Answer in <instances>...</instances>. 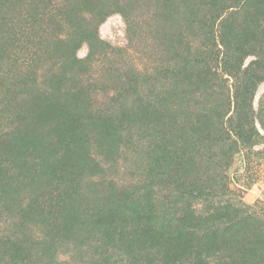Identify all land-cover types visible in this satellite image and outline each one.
<instances>
[{"label":"rangeland","instance_id":"rangeland-1","mask_svg":"<svg viewBox=\"0 0 264 264\" xmlns=\"http://www.w3.org/2000/svg\"><path fill=\"white\" fill-rule=\"evenodd\" d=\"M142 1L129 19L117 12L95 18L104 48L85 59L84 38L74 41L62 17L34 19L23 2L0 0V151L3 135H23L15 116L35 93L64 99L83 91L78 105L87 115L77 134L60 127L84 150L73 167L62 151L50 155L42 140V176L17 169L28 158L0 155V264H264V55L240 49L246 73L231 77L211 61L225 27L207 6L186 2L169 30L157 15L158 0ZM188 23L195 28L188 37L191 62L216 70L206 87L176 85L172 77L181 59L165 46L164 34ZM71 42L76 46L68 53ZM72 55L77 68L66 66ZM258 60L261 70L251 73ZM164 92L184 109L213 105L219 118L207 134L183 118L174 133L161 135L147 124L144 106ZM97 117L103 122L93 125ZM104 122L117 129L111 156ZM53 156L56 174L48 177ZM48 202L55 205L50 213ZM15 237L34 245L24 259Z\"/></svg>","mask_w":264,"mask_h":264},{"label":"trees","instance_id":"trees-1","mask_svg":"<svg viewBox=\"0 0 264 264\" xmlns=\"http://www.w3.org/2000/svg\"><path fill=\"white\" fill-rule=\"evenodd\" d=\"M10 1V0H6ZM15 3L23 2L28 9L26 15H31L32 18H46L47 21L52 20L55 17H62L64 21L71 26V37L75 41L77 38H84L88 54L85 59L95 55L96 52H100L104 48V43L100 39L97 27H95L94 20L100 22L104 20L112 12L121 14L124 19H129L132 16V12L135 9L137 2H143L142 0H13ZM152 1V0H145ZM191 0H158L157 15L162 20L163 26L166 25L168 29L172 28L178 18L179 9L186 2ZM200 5L207 6V13L210 18L213 16L217 17L218 23L225 27L222 35L220 34L217 38L219 43L216 45L215 51H209L211 61L222 72L227 73L231 77H236L238 73L243 72L245 75L246 71L241 70L242 64L239 61L238 51L243 50L245 47L252 49L257 48L259 57L262 59L264 55V0H196ZM35 6V8H34ZM1 9V8H0ZM224 10V11H223ZM225 12L229 15V19L226 20V16L222 17L220 12ZM91 15L92 22H87L85 16ZM224 14V13H223ZM238 14V18L234 17ZM1 18V15H0ZM227 18V19H228ZM191 24H183V30H171L164 34L165 40L167 41L166 47L170 50L173 56L181 59L179 61L176 72H173L172 77L175 79L176 85H179L183 81L191 85L194 88L206 87L212 80L217 79L213 71V67L204 65L199 68V65H195V62H191L190 56L191 45L189 44L188 37L193 35L195 28L190 26ZM176 26V25H175ZM190 34V35H189ZM61 42V41H60ZM220 45V48L218 47ZM75 42H71L70 46L67 47V52H73L75 48ZM236 54L232 56L231 53ZM2 53H6L5 48H1ZM192 57V56H191ZM72 60L66 63L68 67L77 68V58L72 55ZM259 62L252 63L249 70L250 72L260 71V60ZM79 65V64H78ZM253 65V66H252ZM214 66V67H215ZM84 92L78 91L76 96L67 95L64 99H61L60 95L52 94L48 92H38L30 97L28 102L25 104L27 110L21 112V115L15 116V122H17L16 131L23 132L20 138L18 135L9 132L2 136L1 146H6L0 151L2 156H10L12 152L15 155L24 156L28 158L22 160L17 164L18 170H29L34 171L37 175H44L43 165L45 160L40 157L39 140L50 146L53 150L50 155H53L57 150L62 151L64 158H70L72 163L71 167L77 165L84 159L82 151L79 149V145L74 143L71 138H68L65 134L60 132L62 123H65L71 127L77 134V128L84 127L87 122L85 108L78 105V102H83ZM237 97V96H235ZM173 100L172 92H164L157 98L156 102L147 103L144 106V110L149 119L147 124H151L154 130L160 131L161 135L174 133L175 128L178 126L177 122L183 118H192L195 120L196 127L200 129V132L207 134L209 130L213 128L211 123L217 120L218 109L213 105L206 106L200 105L190 110L184 109L179 102ZM238 107V103L235 104ZM219 118V117H217ZM101 118L93 120L94 125L97 121H101ZM103 122V120H102ZM106 126L112 132V141L107 142L106 153L108 156L115 151L116 142L118 137L116 135L117 129L109 125L107 122ZM86 129V128H85ZM79 149V151H77ZM37 160H39L37 162ZM58 158L51 157L50 172L48 177H54L56 174V167ZM192 162V158L189 159ZM57 163V164H56ZM95 165V162L92 163ZM97 166V164H96ZM158 167V166H157ZM1 168V166H0ZM57 189V187H56ZM59 195V194H58ZM57 196V195H56ZM48 201H55V199H49ZM35 205H41L34 203ZM55 205L53 203H46V213H50ZM30 207V204L28 205ZM132 212L136 213L134 207H130ZM47 216L46 214H44ZM41 216V218L44 217ZM45 218V217H44ZM55 231L58 233H70L72 228L67 229L57 227ZM104 237H111L109 231L104 234ZM27 238V237H26ZM16 246L19 248V256H23V259L29 253V249L34 245L22 237L21 239L15 237ZM27 242V244H25ZM25 246V247H23ZM27 250V251H26ZM26 251V252H25ZM25 253V254H24Z\"/></svg>","mask_w":264,"mask_h":264}]
</instances>
